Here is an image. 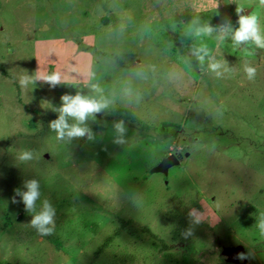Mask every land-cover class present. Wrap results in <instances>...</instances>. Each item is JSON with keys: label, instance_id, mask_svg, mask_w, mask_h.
Instances as JSON below:
<instances>
[{"label": "rangeland", "instance_id": "obj_1", "mask_svg": "<svg viewBox=\"0 0 264 264\" xmlns=\"http://www.w3.org/2000/svg\"><path fill=\"white\" fill-rule=\"evenodd\" d=\"M238 11L264 35L260 0H0V263L264 264V48L233 41ZM77 93L107 107L58 139ZM33 179L51 235L13 202ZM237 244L245 262L219 257Z\"/></svg>", "mask_w": 264, "mask_h": 264}, {"label": "clouds", "instance_id": "obj_2", "mask_svg": "<svg viewBox=\"0 0 264 264\" xmlns=\"http://www.w3.org/2000/svg\"><path fill=\"white\" fill-rule=\"evenodd\" d=\"M260 4L264 5V0H260ZM239 14V13H238ZM239 27L232 33V39L236 44L247 42L251 40L260 48H264V35L261 34L258 17L255 15H240L238 20ZM202 32L210 35L213 31L211 27H205ZM215 70L219 65H211ZM245 72L251 80L255 76L256 69L253 67H245ZM37 79L43 80L51 87H55L61 83V75L59 72H53L38 76ZM26 80H22L21 84H26ZM107 107V103L95 98L84 96L79 93L75 95H63L61 97V106L57 109L59 115L57 119L51 121L50 127L56 132L58 139L65 137L82 138L87 135L92 139L91 130L84 126L89 116L101 112L102 109ZM69 118L73 123H69ZM116 131L123 134L125 129L123 122L114 125ZM116 143H122L121 139H117ZM18 159L22 162L32 159V154L28 151L22 152ZM22 191L20 188L15 190L13 202L16 203L15 197L19 196L25 206V210L34 213L31 219V226L34 227L40 235H51L55 231V209L52 204L44 199L41 201V206L37 210V201L41 198V191L39 182L35 179L25 182ZM199 222V221H196ZM264 232V227H262ZM240 259H246L244 254H240Z\"/></svg>", "mask_w": 264, "mask_h": 264}, {"label": "water", "instance_id": "obj_3", "mask_svg": "<svg viewBox=\"0 0 264 264\" xmlns=\"http://www.w3.org/2000/svg\"><path fill=\"white\" fill-rule=\"evenodd\" d=\"M244 12L246 13V11H244ZM242 14H243L242 11H238L237 16L234 17V20L238 21V16H240ZM172 161L177 162L176 156L173 154H168L165 157H163L151 170L152 171L166 172L167 166L169 164H171ZM240 254H244L246 257L245 249L240 244H237L234 246L223 245L219 249V257L225 261L236 262V263L245 262L246 259H240L239 258Z\"/></svg>", "mask_w": 264, "mask_h": 264}, {"label": "trees", "instance_id": "obj_4", "mask_svg": "<svg viewBox=\"0 0 264 264\" xmlns=\"http://www.w3.org/2000/svg\"><path fill=\"white\" fill-rule=\"evenodd\" d=\"M111 238H112V236L109 235L106 239H104V241L97 247V249L95 251V254L100 253L101 251H103L106 248V246L109 244ZM162 246H166V245L162 243ZM0 264H17V263L4 262V263H0Z\"/></svg>", "mask_w": 264, "mask_h": 264}]
</instances>
